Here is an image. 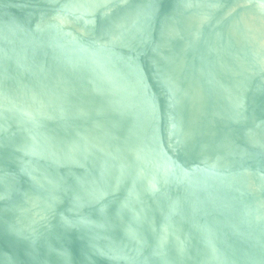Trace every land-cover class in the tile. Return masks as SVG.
Segmentation results:
<instances>
[{"label": "water", "instance_id": "water-1", "mask_svg": "<svg viewBox=\"0 0 264 264\" xmlns=\"http://www.w3.org/2000/svg\"><path fill=\"white\" fill-rule=\"evenodd\" d=\"M0 264H264V0H0Z\"/></svg>", "mask_w": 264, "mask_h": 264}]
</instances>
